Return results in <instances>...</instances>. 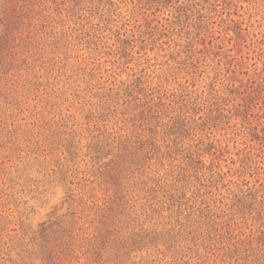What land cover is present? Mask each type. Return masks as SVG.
<instances>
[{
	"label": "rangeland",
	"instance_id": "rangeland-1",
	"mask_svg": "<svg viewBox=\"0 0 264 264\" xmlns=\"http://www.w3.org/2000/svg\"><path fill=\"white\" fill-rule=\"evenodd\" d=\"M0 264H264V0H0Z\"/></svg>",
	"mask_w": 264,
	"mask_h": 264
}]
</instances>
